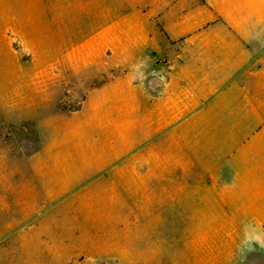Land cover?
<instances>
[{
	"label": "rangeland",
	"instance_id": "obj_1",
	"mask_svg": "<svg viewBox=\"0 0 264 264\" xmlns=\"http://www.w3.org/2000/svg\"><path fill=\"white\" fill-rule=\"evenodd\" d=\"M133 24L158 29V0H0V264H264V204L132 223L121 170L78 174L112 136L91 132L89 93L154 53Z\"/></svg>",
	"mask_w": 264,
	"mask_h": 264
},
{
	"label": "crops",
	"instance_id": "obj_2",
	"mask_svg": "<svg viewBox=\"0 0 264 264\" xmlns=\"http://www.w3.org/2000/svg\"><path fill=\"white\" fill-rule=\"evenodd\" d=\"M131 27L154 53L89 93L91 132L112 136L78 174L121 170L132 223L224 222L264 204V0H158V29Z\"/></svg>",
	"mask_w": 264,
	"mask_h": 264
}]
</instances>
